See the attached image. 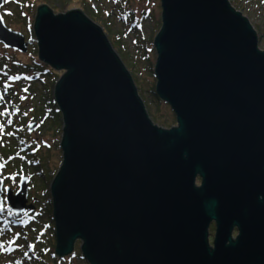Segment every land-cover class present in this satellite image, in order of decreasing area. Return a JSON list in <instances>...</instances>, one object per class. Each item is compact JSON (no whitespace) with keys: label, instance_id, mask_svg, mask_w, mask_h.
<instances>
[{"label":"water","instance_id":"1","mask_svg":"<svg viewBox=\"0 0 264 264\" xmlns=\"http://www.w3.org/2000/svg\"><path fill=\"white\" fill-rule=\"evenodd\" d=\"M0 0V43L26 54ZM156 96L176 125L150 118L104 29L78 9L38 7L39 59L63 76V161L51 184L59 258L89 264H264V51L229 0H161ZM38 124L29 125V132ZM16 215L29 178L4 189ZM200 174L203 184L195 188ZM216 223L213 243L209 226ZM237 236H234V230Z\"/></svg>","mask_w":264,"mask_h":264},{"label":"rangeland","instance_id":"2","mask_svg":"<svg viewBox=\"0 0 264 264\" xmlns=\"http://www.w3.org/2000/svg\"><path fill=\"white\" fill-rule=\"evenodd\" d=\"M229 2L249 20L258 35L259 48L264 51V0ZM42 5L50 7L54 14L73 8L81 10L101 26L130 71L151 120L160 127L171 128L176 125L172 109L153 94L157 60L154 41L162 27L161 0H11L1 10L7 26L31 40L26 54L0 43V142L7 134L3 132L2 119L8 117L21 134L22 146L28 147L19 149L21 152H17L14 162L7 163L1 177L4 189L9 187L14 192L21 177H28V205L35 209L18 218L8 205L0 211V264H89L82 255L80 241L73 254L65 258L55 254L51 184L63 161V117L56 103L55 87L64 72L39 59L34 22ZM19 8H23L21 13L17 12ZM18 14L21 18L15 17ZM39 113L40 121L35 119ZM32 123H37L38 128L30 133Z\"/></svg>","mask_w":264,"mask_h":264},{"label":"trees","instance_id":"3","mask_svg":"<svg viewBox=\"0 0 264 264\" xmlns=\"http://www.w3.org/2000/svg\"><path fill=\"white\" fill-rule=\"evenodd\" d=\"M11 0H7V2L9 3ZM21 5H23V1H21ZM20 10H23V8H19L17 10V12H20ZM38 11V9H37ZM8 13V12H7ZM9 14V13H8ZM10 16L12 14H9ZM15 17L21 18V16L18 14ZM7 77V76H4ZM155 98H157L158 100H160L155 93H153ZM36 120H42L41 114L39 113L37 115V117L35 118ZM2 125H3V132H6L7 134H4V139L0 145V157L3 161H5V166L4 169H6V165L9 162H14L15 159L17 158V152L20 153L21 151H24L26 149H28V147H23L22 145H24V143L22 142V138H21V134L16 132V128L14 126L13 120L11 118L8 117H4L2 119ZM19 149L21 150L19 152ZM16 151V155H14L13 153ZM31 166V165H30ZM33 214V213H30ZM14 217H21V216H14ZM38 264V263H37Z\"/></svg>","mask_w":264,"mask_h":264},{"label":"flooded vegetation","instance_id":"4","mask_svg":"<svg viewBox=\"0 0 264 264\" xmlns=\"http://www.w3.org/2000/svg\"><path fill=\"white\" fill-rule=\"evenodd\" d=\"M2 161H3V160H2ZM3 162L6 163L5 161H3ZM202 184H203V179H202V177H201L200 174H197V175H196V178H195V180H194L195 188H199V187H201ZM7 205H8V204H7V202H6L5 199H4V207L7 206ZM7 207H8V206H7ZM0 211H2V210H0ZM3 211H4V209H3ZM2 214H3V212H0V215H2ZM215 231H216V223H215V222H212V223L210 224V226H209V240H210V243H211V244L213 243V240H214ZM237 234H238V232H237V230L235 229V230H234V236H237Z\"/></svg>","mask_w":264,"mask_h":264}]
</instances>
